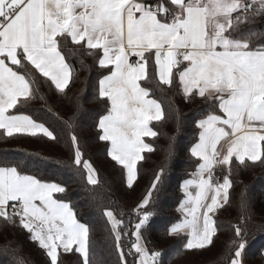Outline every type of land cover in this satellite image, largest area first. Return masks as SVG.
Instances as JSON below:
<instances>
[{
	"label": "snow or ice",
	"instance_id": "1",
	"mask_svg": "<svg viewBox=\"0 0 264 264\" xmlns=\"http://www.w3.org/2000/svg\"><path fill=\"white\" fill-rule=\"evenodd\" d=\"M257 19H264V0H0V135L59 143L55 129L22 108L36 98L40 78L66 96L75 80L72 58L91 57L103 70L96 85L105 103L95 125L98 139L132 188L137 163L154 151L144 137H156L150 125L166 119L157 92L166 86L186 100L202 98L209 110L196 120L199 132L189 149L195 169L180 186L181 218L166 235L181 238L185 250L207 249L219 230L215 214L231 203L234 165H264V33L249 27ZM75 106L79 111V98ZM75 127L73 115L65 121L69 159L95 189L98 172ZM164 170L132 210L130 230L122 214L102 208L119 264H129V256L132 264H162L163 253L148 246L143 232L155 215L150 206ZM66 192L23 162H0V225L26 231L44 251L45 264H62V253L79 254L80 264H103L95 258L90 225ZM239 208L226 264H243L251 211L243 192ZM127 236L135 240L126 251Z\"/></svg>",
	"mask_w": 264,
	"mask_h": 264
},
{
	"label": "trees",
	"instance_id": "2",
	"mask_svg": "<svg viewBox=\"0 0 264 264\" xmlns=\"http://www.w3.org/2000/svg\"><path fill=\"white\" fill-rule=\"evenodd\" d=\"M249 27L251 31L264 33V19H257ZM72 63L75 66V80L66 90V96L40 78L39 93L22 108L23 114L55 129L61 136L59 143L44 137L0 135V162H23L31 173L64 184L67 188L66 199L77 211L81 222L89 224L92 229L95 258L103 264H119V258L102 208L108 206L114 209L118 217L122 214L130 230L129 221L133 224L136 222L132 210L147 192L160 167L165 168L164 174L150 206L155 215L145 227L143 235L149 247L163 253L162 264H226L233 238L231 226L238 222L241 215L239 198L243 192L251 209L244 264H264V165L258 162H248L247 166L234 165L231 203L215 214L219 230L213 245L204 250H185L181 238L166 235L170 224L181 218L177 211L183 199L180 186L195 169L196 161L190 156L189 149L199 132L196 120L209 110L208 104L198 96L186 100L175 88L164 86L157 92L166 119L152 122L151 126L154 125L158 134L156 137H145V141L154 151L143 154L145 158L137 163L138 179L132 188H128L126 170L107 155L105 142L99 141L95 127L105 109L104 100L98 98L96 89L103 70L91 57H74ZM77 98L81 101L79 111L75 106ZM73 115L82 150L98 172L100 186L95 189L86 185L69 159L65 121ZM134 240V236L124 238L126 251ZM18 259H23L25 264H45L47 257L36 243L28 239L26 231L0 225V264H16ZM128 259L132 264V257ZM61 260L62 264H80L79 254L62 253Z\"/></svg>",
	"mask_w": 264,
	"mask_h": 264
},
{
	"label": "built area",
	"instance_id": "3",
	"mask_svg": "<svg viewBox=\"0 0 264 264\" xmlns=\"http://www.w3.org/2000/svg\"><path fill=\"white\" fill-rule=\"evenodd\" d=\"M221 175V172L219 169L216 170V176H217V181L216 182H219V177Z\"/></svg>",
	"mask_w": 264,
	"mask_h": 264
},
{
	"label": "crops",
	"instance_id": "4",
	"mask_svg": "<svg viewBox=\"0 0 264 264\" xmlns=\"http://www.w3.org/2000/svg\"><path fill=\"white\" fill-rule=\"evenodd\" d=\"M151 126V125H150ZM153 130H154V128H153ZM155 131V130H154ZM144 141H145V137H144ZM146 142V141H145ZM243 264H244V260H243Z\"/></svg>",
	"mask_w": 264,
	"mask_h": 264
}]
</instances>
